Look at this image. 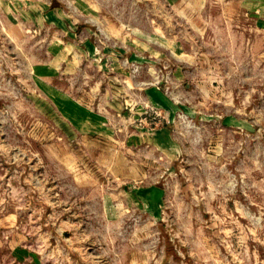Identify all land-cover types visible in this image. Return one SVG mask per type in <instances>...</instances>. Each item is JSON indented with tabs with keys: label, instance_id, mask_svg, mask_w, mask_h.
I'll use <instances>...</instances> for the list:
<instances>
[{
	"label": "rangeland",
	"instance_id": "374dc122",
	"mask_svg": "<svg viewBox=\"0 0 264 264\" xmlns=\"http://www.w3.org/2000/svg\"><path fill=\"white\" fill-rule=\"evenodd\" d=\"M0 264H264V0H0Z\"/></svg>",
	"mask_w": 264,
	"mask_h": 264
}]
</instances>
